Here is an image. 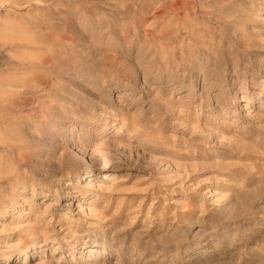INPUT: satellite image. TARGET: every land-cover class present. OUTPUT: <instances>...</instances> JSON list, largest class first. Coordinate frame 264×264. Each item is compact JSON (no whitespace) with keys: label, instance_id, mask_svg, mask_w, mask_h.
<instances>
[{"label":"rangeland","instance_id":"1","mask_svg":"<svg viewBox=\"0 0 264 264\" xmlns=\"http://www.w3.org/2000/svg\"><path fill=\"white\" fill-rule=\"evenodd\" d=\"M0 264H264V0H0Z\"/></svg>","mask_w":264,"mask_h":264},{"label":"bare ground","instance_id":"2","mask_svg":"<svg viewBox=\"0 0 264 264\" xmlns=\"http://www.w3.org/2000/svg\"><path fill=\"white\" fill-rule=\"evenodd\" d=\"M28 249H29V248H28ZM88 250H89L90 252H94V251H95V250L93 249V247H89Z\"/></svg>","mask_w":264,"mask_h":264}]
</instances>
